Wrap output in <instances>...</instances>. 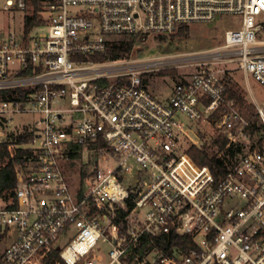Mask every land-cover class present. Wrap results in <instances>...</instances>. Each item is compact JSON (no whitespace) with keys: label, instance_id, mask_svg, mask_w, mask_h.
Segmentation results:
<instances>
[{"label":"built area","instance_id":"1","mask_svg":"<svg viewBox=\"0 0 264 264\" xmlns=\"http://www.w3.org/2000/svg\"><path fill=\"white\" fill-rule=\"evenodd\" d=\"M39 1L0 0V12L24 13L20 32L0 29V264H47L54 251L102 264L100 240L104 264H264V103L253 145L227 80L233 64L264 86V0ZM225 16L238 26L180 60L198 69L166 98L146 79L179 58H95L114 36ZM238 145L219 177L189 154ZM174 234L190 243L170 244Z\"/></svg>","mask_w":264,"mask_h":264},{"label":"rangeland","instance_id":"2","mask_svg":"<svg viewBox=\"0 0 264 264\" xmlns=\"http://www.w3.org/2000/svg\"><path fill=\"white\" fill-rule=\"evenodd\" d=\"M24 13L16 12H0V29L9 28L12 31L20 32L23 27ZM238 21L232 16L219 17L213 23H195L187 25L188 30L183 34L177 31L171 35H143L134 44L131 54L124 58L128 60L150 59L160 56H171L179 58L178 64L172 66L170 70L174 73L162 74L154 71L148 74L147 84L149 88L156 94L158 98H166L173 85L182 79H189L198 69L197 65H184L182 61L188 56L198 53L223 43L226 29L237 27ZM186 27V26H184ZM47 29L44 27L41 32ZM124 36H114L112 41L120 39ZM233 70L227 73V80L232 87L237 89L245 96L249 103H264V86L253 77L246 75L241 70L230 65ZM26 118H30L27 116ZM181 118L186 120L187 117L182 115ZM82 168L81 162L78 160L68 168L71 177L79 173ZM77 184V183H76ZM4 245L0 243V249ZM110 245L100 240L99 246L96 248V256H101L102 264L107 260V254ZM62 259V258H61ZM63 260V259H62ZM63 262L67 264L64 260Z\"/></svg>","mask_w":264,"mask_h":264},{"label":"trees","instance_id":"3","mask_svg":"<svg viewBox=\"0 0 264 264\" xmlns=\"http://www.w3.org/2000/svg\"><path fill=\"white\" fill-rule=\"evenodd\" d=\"M35 5L38 8L40 5L39 0H35ZM36 17L35 16H28L26 18V30L29 31L33 25L36 23ZM188 30V27H182L179 29V33L183 34ZM143 35L140 34H133V35H125L124 37L120 39H115L111 41L108 45L107 52L100 55L96 56L95 58L99 59H122L128 57L134 47V44L137 42L138 39H141ZM162 74H168V73H174L173 70L166 69L160 71ZM228 93L233 96L240 109L248 116V118L251 120V138L253 140V145L255 144L254 140L257 138V135L261 131V127H257V114H256V108L253 103H249L245 96L241 92H239L237 89L232 87L231 83L229 82L228 84ZM226 145V140L221 139L219 141V147L220 150H222ZM245 151V145H238V146H231L229 147L223 155H218V153L215 152H209L207 149H200L197 146H192L189 149V154L194 158V160L200 164V165H208L213 173L219 177V175L224 174L227 170V155L230 156V158H235L239 156L240 154L244 153ZM10 174H12L11 181L7 183L8 187H12L15 182L13 181V164L9 170ZM150 238H145V247H148L150 242ZM156 241L158 244L165 246V240L156 238ZM190 243L187 238L183 236H178V235H172V238L170 240V244H182V243ZM1 257V256H0ZM47 264H65L63 260L61 259L59 252L54 251L51 254V257L48 259Z\"/></svg>","mask_w":264,"mask_h":264}]
</instances>
